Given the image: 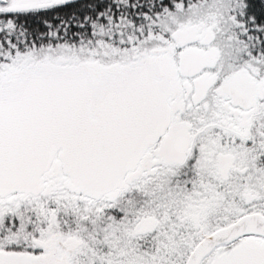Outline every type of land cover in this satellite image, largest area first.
Returning <instances> with one entry per match:
<instances>
[{
	"label": "snow or ice",
	"instance_id": "obj_1",
	"mask_svg": "<svg viewBox=\"0 0 264 264\" xmlns=\"http://www.w3.org/2000/svg\"><path fill=\"white\" fill-rule=\"evenodd\" d=\"M0 264H264V0H0Z\"/></svg>",
	"mask_w": 264,
	"mask_h": 264
}]
</instances>
